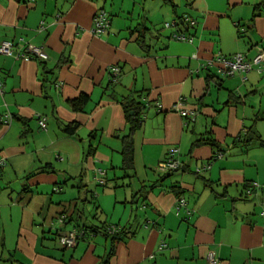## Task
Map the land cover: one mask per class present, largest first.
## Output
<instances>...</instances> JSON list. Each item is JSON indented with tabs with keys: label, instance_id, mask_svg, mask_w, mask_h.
Returning <instances> with one entry per match:
<instances>
[{
	"label": "crops",
	"instance_id": "1",
	"mask_svg": "<svg viewBox=\"0 0 264 264\" xmlns=\"http://www.w3.org/2000/svg\"><path fill=\"white\" fill-rule=\"evenodd\" d=\"M100 10L110 26L98 35ZM186 18L196 23L165 28ZM180 30L192 40L174 39ZM4 40L49 58L0 53V264H211V252L218 264H264V74L204 66L264 49V0H0ZM180 98L194 121L173 110ZM132 100L142 125L125 170ZM174 149L180 167L163 174ZM86 224L124 231L63 248Z\"/></svg>",
	"mask_w": 264,
	"mask_h": 264
},
{
	"label": "built area",
	"instance_id": "2",
	"mask_svg": "<svg viewBox=\"0 0 264 264\" xmlns=\"http://www.w3.org/2000/svg\"><path fill=\"white\" fill-rule=\"evenodd\" d=\"M189 24L194 25L196 21L191 18H186L182 21L174 20L173 22H166L165 28L170 27H179L181 24ZM110 26V19L104 10H100L94 17V33L95 34H102L104 33ZM172 37L178 40H187L191 41L192 37L186 35L183 31L175 32ZM0 53L5 55H13L17 59L23 60H30L33 58H39L47 60L49 55L45 52L42 46H38L32 43H25L22 45L21 49L15 52V44L11 40H4L0 43ZM197 57V54L193 55ZM264 49L258 47L256 54L251 58L248 59L241 53L235 54L233 57H226L225 55H218L214 58L210 59L207 63L204 64L206 67L210 66H217L218 74L222 76H233L236 73H246L252 69H256L260 73L264 74ZM112 74L116 77L121 72V67L118 65H114L110 67ZM173 110L178 111L183 117L188 118L190 121H194L197 116V112H194L190 109L186 108V101L184 98H180L176 103L173 105ZM11 115L7 114L6 117L9 119ZM47 117L40 118V126L41 128L45 129L47 127ZM7 122V120H6ZM177 152V149H174L170 153V157L166 160H163L159 163L158 169L161 173L171 172L176 170L180 167V162L174 158V153ZM223 156L222 152H218V158ZM8 163V160L5 156H0V170L3 169ZM210 168V164H205L203 167H198L197 172H201L203 169ZM255 185H258L255 183ZM249 192V191H248ZM186 205V199L184 197H180L176 203V210L179 212L183 206ZM117 228L115 226L112 227V231H115ZM83 234V233H82ZM81 234L76 229H72L67 234L61 236L60 243L65 248L74 247L77 242L78 238ZM208 259L211 264H218L219 260L216 257L214 252H211L208 256Z\"/></svg>",
	"mask_w": 264,
	"mask_h": 264
},
{
	"label": "trees",
	"instance_id": "3",
	"mask_svg": "<svg viewBox=\"0 0 264 264\" xmlns=\"http://www.w3.org/2000/svg\"><path fill=\"white\" fill-rule=\"evenodd\" d=\"M15 43V42H14ZM29 43V42H28ZM25 45V44H23ZM33 59H36L40 62H44V61H47V60H44V59H39V58H33ZM81 101L83 100H80V103ZM124 108L126 110V114H127V118L130 122V133L128 135H126L124 137V148H123V160H124V164H123V167L125 168V170H128V169H131L133 167V160H134V148H133V133L138 130L141 125H142V109H143V105L140 106L139 103H137L136 101L132 100V101H126L124 103ZM132 112H134L132 114ZM76 124L74 125H67V131L68 132H73L74 129L76 128ZM201 142H205V143H208L210 144L211 146H213L214 148H218L219 145L218 143L215 141L214 138L210 137V138H204L202 137L201 140L198 141V143ZM218 152H222L219 148L218 150H216V152L214 153V157L217 156ZM168 172H165L163 174H167ZM256 182L250 184L249 186H247L246 188V194H251L253 192V189L252 188H255L259 185H255ZM258 184V183H257ZM249 191V192H248ZM176 192V195L178 198L182 197L181 195V191L179 189L175 190ZM113 226H116V225H102L101 227H97V226H89L88 224L86 225H77L76 227H74V229L78 230V232L81 234V236L78 238L81 239V238H84L86 237L87 234H96V233H99V232H103L105 233L107 236H110L112 238L113 241H115L116 239L119 238L120 234L124 231V229H117L115 231H112V227ZM83 233V234H82ZM63 247V246H62ZM65 248V247H63ZM113 254V249L111 250V252L109 253V256L108 258ZM108 259L106 261H103L99 264H105L107 263Z\"/></svg>",
	"mask_w": 264,
	"mask_h": 264
},
{
	"label": "rangeland",
	"instance_id": "4",
	"mask_svg": "<svg viewBox=\"0 0 264 264\" xmlns=\"http://www.w3.org/2000/svg\"><path fill=\"white\" fill-rule=\"evenodd\" d=\"M165 23H166V22H165ZM164 25H165V24H164ZM172 28H174V27H172ZM160 30H162V31H163L164 29H163V28H161ZM7 114H8V113H7ZM7 114H6V115H7ZM10 122H11V120H10V119H8V120H7V123H10ZM60 244H61V243H60Z\"/></svg>",
	"mask_w": 264,
	"mask_h": 264
},
{
	"label": "water",
	"instance_id": "5",
	"mask_svg": "<svg viewBox=\"0 0 264 264\" xmlns=\"http://www.w3.org/2000/svg\"><path fill=\"white\" fill-rule=\"evenodd\" d=\"M134 112H132V114H133Z\"/></svg>",
	"mask_w": 264,
	"mask_h": 264
}]
</instances>
